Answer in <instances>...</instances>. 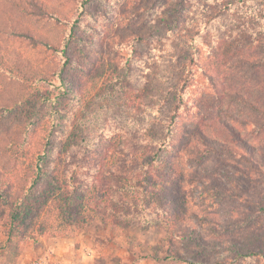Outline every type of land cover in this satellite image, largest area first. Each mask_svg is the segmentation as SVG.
I'll use <instances>...</instances> for the list:
<instances>
[{
	"label": "rangeland",
	"instance_id": "1",
	"mask_svg": "<svg viewBox=\"0 0 264 264\" xmlns=\"http://www.w3.org/2000/svg\"><path fill=\"white\" fill-rule=\"evenodd\" d=\"M26 1V23L35 37H4L5 52L45 68L67 63L86 85V101L63 95L54 108L60 121L54 154L87 187L102 163L116 169L101 191L117 200L91 211L87 226H70L63 235L32 239L0 231V264H171L166 257L173 242L189 261L204 256V264H264V244L256 239L264 229V0ZM44 5L65 18H51ZM37 34L67 48L71 58L40 44ZM111 72L119 84L98 96ZM211 72L224 87L218 107ZM177 112L187 124L215 121L220 133H227L220 120L230 122L257 148L259 168L235 155H213L192 166L183 208L131 206L133 177L141 168L124 145L156 146ZM206 178L223 188L208 186ZM211 213L220 224L210 222ZM184 225L211 243L252 237L261 251L237 255L207 242L198 247L172 233Z\"/></svg>",
	"mask_w": 264,
	"mask_h": 264
},
{
	"label": "trees",
	"instance_id": "2",
	"mask_svg": "<svg viewBox=\"0 0 264 264\" xmlns=\"http://www.w3.org/2000/svg\"><path fill=\"white\" fill-rule=\"evenodd\" d=\"M31 2L37 4V0ZM27 4L26 0H0V231L8 237L18 234L36 239L46 233L63 235L70 226L81 229L90 223L91 211L112 206L117 200L115 195L101 189L107 185L105 177L115 176L117 171L107 169V163H102L97 167L98 176L87 187L78 177L69 176V168L54 154L53 137L60 121L53 115L58 113L54 108L61 104L60 97L69 96L82 103L88 96L86 85L75 80L67 63L45 68L31 59H21L18 53L5 52L2 38L35 37L31 22L26 23ZM41 9L57 21L65 18L55 8L44 5ZM73 32H69L70 36ZM35 39L48 49L71 58L67 48L62 50L55 46L50 38L37 34ZM116 74L110 73L98 96H107L117 87ZM209 77L217 89L214 104L218 107L224 100V92H221L224 87L215 73H209ZM231 94L234 96L230 93L228 97ZM185 116L177 112L171 117L165 137L158 139L156 146L140 149L124 145V151L129 150V158L141 168L133 177L131 206L183 208L186 182L193 180L190 176L192 166L202 164L213 155H235L247 161L254 170L259 168L257 148L231 127L230 122L220 120L227 130V133H220L213 129L215 121L196 118L192 124H187ZM172 147H175L173 151ZM205 180L214 189L223 186L209 178ZM207 216L210 222L220 224L217 214ZM176 220L178 227L181 219ZM172 233L184 242H195L198 247L211 243L187 225L176 232L172 229ZM258 236L256 239L264 244V229ZM251 239L244 242L214 239L211 244L216 250L225 248V252L234 251L237 255L245 251H249V255L258 254L261 248L253 247ZM179 246L173 242L167 251L166 259L171 264H204V256L187 260Z\"/></svg>",
	"mask_w": 264,
	"mask_h": 264
}]
</instances>
